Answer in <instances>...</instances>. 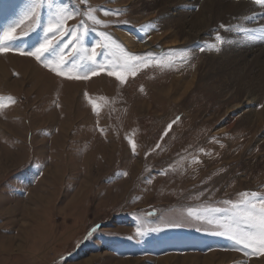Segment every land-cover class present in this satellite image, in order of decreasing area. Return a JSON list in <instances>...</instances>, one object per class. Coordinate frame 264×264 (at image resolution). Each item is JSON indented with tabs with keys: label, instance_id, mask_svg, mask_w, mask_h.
Returning <instances> with one entry per match:
<instances>
[{
	"label": "rangeland",
	"instance_id": "1",
	"mask_svg": "<svg viewBox=\"0 0 264 264\" xmlns=\"http://www.w3.org/2000/svg\"><path fill=\"white\" fill-rule=\"evenodd\" d=\"M191 1L45 0L34 16L33 0H0V36L17 37L4 42L14 50L0 53V264H264L207 222L229 216L227 202L244 193L264 194V129L240 120L260 104L221 93L205 77L185 88L206 57L221 54L205 39L130 52L116 36L138 28L142 42L161 37L164 18L187 21L197 11ZM60 9L72 14L64 27L84 40L65 37L67 48L40 61L21 55L45 42ZM93 46L102 53L97 75L88 71ZM124 53L142 63L125 68ZM176 76L180 89H172ZM189 209L221 211L195 220Z\"/></svg>",
	"mask_w": 264,
	"mask_h": 264
},
{
	"label": "bare ground",
	"instance_id": "2",
	"mask_svg": "<svg viewBox=\"0 0 264 264\" xmlns=\"http://www.w3.org/2000/svg\"><path fill=\"white\" fill-rule=\"evenodd\" d=\"M190 3L197 6V11L190 16L189 20L181 21V16L177 15L175 17L168 16V19L164 18L165 21L159 23L161 33L164 32L163 35L158 33L161 37L149 35V40L142 42L139 38L142 31L138 28L120 29L116 32V36L129 51L143 50L157 43H163L165 46L176 45L178 41H181L179 37H185L190 44L200 43V40L205 39V44L208 47L219 48L221 54L218 57H216L217 55L206 57L203 62L202 74H198L197 77L193 76L185 88L190 87L195 78L205 77L212 83V87L221 93L231 90L233 95L245 97L250 101V104L256 102V105H264V40L256 38L261 35L259 31L255 34H245V30L264 29V5L257 4L255 0H192ZM151 18L146 23L151 25L154 22ZM248 22H250L249 25ZM221 25L225 27L222 28ZM186 28H189V31ZM216 28L218 30L216 33L213 32L214 37H204L211 34V31ZM145 29L153 30L149 27ZM165 30L167 31L165 32ZM191 31H194L195 34H192ZM234 33L238 35L234 36ZM217 34L222 36L220 38L223 43L221 41L217 43ZM172 36H178L179 40L176 37L171 38ZM229 49L232 51L238 49L239 55H230ZM180 78V76H176L174 79L176 86H172V89H177V87L180 89L184 85L180 84ZM234 110V106L229 109V116L224 121L227 125L233 118ZM240 120L246 125L258 122L257 125L264 129V107L258 111L249 109L246 114L241 115Z\"/></svg>",
	"mask_w": 264,
	"mask_h": 264
},
{
	"label": "snow or ice",
	"instance_id": "3",
	"mask_svg": "<svg viewBox=\"0 0 264 264\" xmlns=\"http://www.w3.org/2000/svg\"><path fill=\"white\" fill-rule=\"evenodd\" d=\"M45 0H39V3H37V0H33V6L30 8V12L36 16V8L39 7L41 4H43ZM257 4L264 5V0H255ZM64 9L59 10V19H56V28L53 30L51 25H49L44 31V43H41L39 47H37L34 51H22L20 52L21 55H29L34 56L38 61L45 58V54L49 53L50 50L54 48H59L61 45H63L64 48L68 47L67 43H64L65 37H74V39H70L69 43L75 45L78 42H82L84 40V35L76 32L75 29L72 28H65L63 23H61L62 19L71 18L72 14H69L67 17H64ZM109 11L113 10H105V14H107ZM118 14V10H115ZM88 18L93 21L95 24H99L100 21L96 20L94 16L91 15V12L87 13ZM37 26L41 27V21L39 20L37 16ZM79 27H84V22L81 21V24ZM222 28H224V25H221ZM31 31H35V29H32ZM257 31L261 33L260 36L256 37L258 40H264V29H249L245 30V34L252 33L255 34ZM59 35V39L52 41L48 39L49 35ZM24 35H28V33H24ZM100 35H105V33H100ZM14 39H17V37H14L11 33V31H5L2 36H0V53H6L9 52L12 49L11 47H5L4 42H10ZM217 39H220L219 34H217ZM221 43L223 41L221 40ZM104 46H101L103 48ZM18 50V49H17ZM203 51V49H201ZM102 53H98L96 51V46H93L92 49V55L88 59L91 60V66L88 68V71L92 73V75H97L98 72L95 71V68L97 67L96 59L99 55ZM144 58H149L148 54H145ZM123 66L127 69H135L137 65L142 63V59L140 57H137L134 54L131 53H124L123 54ZM69 61H63L62 60V66L66 67L68 65ZM147 67V65H145ZM56 69L53 68V71ZM63 75V72L60 73ZM133 76L136 75L135 71H132L131 73ZM108 75H115L118 79L123 82L125 80V76L120 72H109ZM79 78V77H78ZM87 78V77H85ZM2 106V105H0ZM261 107H264V105H261ZM179 119V118H177ZM171 124H169V128H171ZM132 150L135 152L136 145L134 142L131 143ZM159 147V145L157 146ZM124 175H127V173H123ZM243 198L238 202L233 204L231 201H228L227 203L230 205V215L226 218H212L208 219L207 222L209 224L215 223L216 226L221 229L218 232H215L214 234L221 235V236H228L231 240H233L236 245L242 246V248H238L240 251H244L245 256H251V255H260L264 256V194H259L256 192L252 193H244L242 194ZM220 209H214V210H205V213L198 214L194 212L192 209L188 210V216L195 219V220H204L207 215H209L211 212H220ZM169 227H180V224L176 223H169ZM137 235H144V233L137 229Z\"/></svg>",
	"mask_w": 264,
	"mask_h": 264
}]
</instances>
